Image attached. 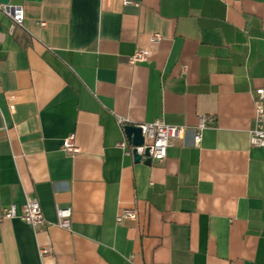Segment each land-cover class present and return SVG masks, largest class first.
<instances>
[{
    "label": "crops",
    "instance_id": "0c3cea01",
    "mask_svg": "<svg viewBox=\"0 0 264 264\" xmlns=\"http://www.w3.org/2000/svg\"><path fill=\"white\" fill-rule=\"evenodd\" d=\"M128 1L0 4L24 10L11 33L0 13V207L27 196L49 223L1 224L0 264H264V0ZM156 120L185 133L137 163L123 127ZM123 209L136 218L118 224Z\"/></svg>",
    "mask_w": 264,
    "mask_h": 264
},
{
    "label": "built area",
    "instance_id": "2783aa9c",
    "mask_svg": "<svg viewBox=\"0 0 264 264\" xmlns=\"http://www.w3.org/2000/svg\"><path fill=\"white\" fill-rule=\"evenodd\" d=\"M124 4H130L128 0H122ZM0 13L7 16L10 21L8 29L11 33L15 28H22L24 21V10L18 6L0 5ZM44 27V23H40ZM161 40L160 35L154 34L150 36V42L155 43ZM148 52L144 49H137L129 58V64L134 65L137 62L147 60ZM254 105V125L250 131V143L255 147H259L264 151V88L256 89L253 97ZM211 119L200 118L194 129V141L199 143L201 132L207 128ZM144 137V145L137 148V153L142 154L146 147H149V157L152 162H162L167 156V149L170 146V141L178 139L184 135L186 128L182 126L166 125L162 120H156L149 124L139 126ZM119 147L124 148L125 144L121 143ZM61 149L70 156H75L79 153V148L75 145L73 135H70L62 142ZM57 222L56 226L65 230H70L71 211L69 208L56 209ZM136 218L134 210L123 209L116 216V222L122 223L124 220H133ZM19 219L28 224L33 231L42 228L49 223L46 222L42 215L39 203L32 198L25 197V202L18 212L15 205L0 207V225L6 221ZM49 253L48 247H38L39 257H44Z\"/></svg>",
    "mask_w": 264,
    "mask_h": 264
},
{
    "label": "water",
    "instance_id": "95a60500",
    "mask_svg": "<svg viewBox=\"0 0 264 264\" xmlns=\"http://www.w3.org/2000/svg\"><path fill=\"white\" fill-rule=\"evenodd\" d=\"M0 4H7V0H0ZM125 136L130 146L132 147V155L135 162H140L142 156L146 158L144 163L146 165H151L152 161L149 157V147H146L143 151V154L137 153V148L144 145V137L142 135V130L139 126L126 125L123 127Z\"/></svg>",
    "mask_w": 264,
    "mask_h": 264
}]
</instances>
